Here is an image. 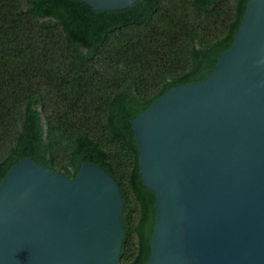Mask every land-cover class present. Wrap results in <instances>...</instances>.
Segmentation results:
<instances>
[{"label":"water","instance_id":"water-1","mask_svg":"<svg viewBox=\"0 0 264 264\" xmlns=\"http://www.w3.org/2000/svg\"><path fill=\"white\" fill-rule=\"evenodd\" d=\"M80 1L111 11L138 0ZM130 125L155 195L145 264H264V0H247L209 74ZM124 204L92 162L69 177L23 157L0 181V264H120Z\"/></svg>","mask_w":264,"mask_h":264},{"label":"trees","instance_id":"trees-1","mask_svg":"<svg viewBox=\"0 0 264 264\" xmlns=\"http://www.w3.org/2000/svg\"><path fill=\"white\" fill-rule=\"evenodd\" d=\"M247 0H0V181L19 159L73 176L92 162L125 204L120 264H145L155 195L130 120L169 89L209 74ZM41 115L45 119V137Z\"/></svg>","mask_w":264,"mask_h":264}]
</instances>
